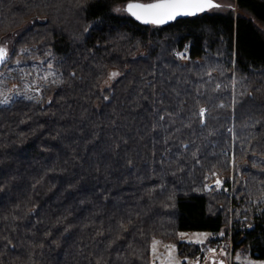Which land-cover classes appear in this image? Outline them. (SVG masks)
<instances>
[{
    "label": "trees",
    "instance_id": "16d2710c",
    "mask_svg": "<svg viewBox=\"0 0 264 264\" xmlns=\"http://www.w3.org/2000/svg\"><path fill=\"white\" fill-rule=\"evenodd\" d=\"M129 1L0 0V70H55L0 104V264H153L155 237L193 256L183 230L264 260V0L167 24Z\"/></svg>",
    "mask_w": 264,
    "mask_h": 264
},
{
    "label": "rangeland",
    "instance_id": "374dc122",
    "mask_svg": "<svg viewBox=\"0 0 264 264\" xmlns=\"http://www.w3.org/2000/svg\"><path fill=\"white\" fill-rule=\"evenodd\" d=\"M217 1L222 4L223 9L236 7L235 0ZM115 10L123 13L124 4L115 6ZM16 35L17 32L8 34L0 46L6 47L7 57L10 55V49ZM180 54L185 56L186 48ZM31 64L22 58H17L0 70V84L6 88L1 93L0 101H8V103L0 102V104H10L20 96L41 98L44 83L53 78L55 74L54 66L52 63L46 65L44 61ZM113 73H117V71H113ZM44 77H47V79H44ZM203 109L206 111L205 108ZM213 185L218 188L222 187L223 178L219 174L216 175L213 181L208 183L209 188H212ZM180 239L198 243L196 246L199 248H191L193 256H181L177 244L155 237L152 246L153 264H264V260L253 257L250 252L243 248L234 251L231 240L225 237V230L219 232L183 230L180 232ZM213 239H216L215 243L212 242ZM189 250L187 249V251ZM195 251L197 252L195 253Z\"/></svg>",
    "mask_w": 264,
    "mask_h": 264
},
{
    "label": "snow or ice",
    "instance_id": "6c2138e0",
    "mask_svg": "<svg viewBox=\"0 0 264 264\" xmlns=\"http://www.w3.org/2000/svg\"><path fill=\"white\" fill-rule=\"evenodd\" d=\"M213 7H219L218 4L213 3V0H156L149 4L129 3L126 10L145 22L163 24L167 20L175 19L178 15H194ZM6 59V47H0V63L5 62ZM115 75L117 74L113 73V76ZM0 102L8 103L7 100ZM204 111L201 109V115Z\"/></svg>",
    "mask_w": 264,
    "mask_h": 264
},
{
    "label": "water",
    "instance_id": "95a60500",
    "mask_svg": "<svg viewBox=\"0 0 264 264\" xmlns=\"http://www.w3.org/2000/svg\"><path fill=\"white\" fill-rule=\"evenodd\" d=\"M154 2H156V0L149 1V2H145V1H141V0H132V1H129V2L126 4V9H127V5H128L129 3L149 4V3H154ZM213 3L219 5V2H218L217 0H213ZM210 9H211V8L206 9V10H204V11H202V12L208 11V10H210ZM202 12H197V13H195L194 15L200 14V13H202ZM129 13H130L132 16H134L131 12H129ZM184 16H191V15H178V16L175 17V19L167 20V21H166L165 23H163V24H167V23L173 22V21H175V20H177V19H179V18H182V17H184ZM134 17H135L137 20H139L140 22H142V23H151V22H145L144 20L138 19L136 16H134ZM3 63H4V62H3ZM3 63H0V66H1Z\"/></svg>",
    "mask_w": 264,
    "mask_h": 264
}]
</instances>
